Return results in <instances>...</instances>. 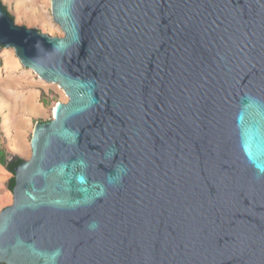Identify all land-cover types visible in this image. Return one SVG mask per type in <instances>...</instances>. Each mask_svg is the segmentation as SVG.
Returning <instances> with one entry per match:
<instances>
[{"label":"water","instance_id":"1","mask_svg":"<svg viewBox=\"0 0 264 264\" xmlns=\"http://www.w3.org/2000/svg\"><path fill=\"white\" fill-rule=\"evenodd\" d=\"M0 46L68 98L34 125L0 264H264V0H52Z\"/></svg>","mask_w":264,"mask_h":264},{"label":"rangeland","instance_id":"2","mask_svg":"<svg viewBox=\"0 0 264 264\" xmlns=\"http://www.w3.org/2000/svg\"><path fill=\"white\" fill-rule=\"evenodd\" d=\"M0 1L17 25L35 28L51 37L64 36L53 21L52 0ZM67 102L58 85L46 83L24 68L12 49L0 48V150L5 151L8 161L29 160L34 125L51 121L57 104ZM11 177L0 165V213L13 204V193L8 189Z\"/></svg>","mask_w":264,"mask_h":264},{"label":"trees","instance_id":"3","mask_svg":"<svg viewBox=\"0 0 264 264\" xmlns=\"http://www.w3.org/2000/svg\"><path fill=\"white\" fill-rule=\"evenodd\" d=\"M5 7V6H4ZM6 9V7H5ZM0 48H3L0 46ZM43 105L46 106L47 103L45 101H42ZM23 162V159L21 158H16L11 161H8L7 159V154L5 153L4 150H0V165L4 166L11 174L12 177L9 180L8 183V189L13 192L14 186H15V174H14V169L18 167L21 163Z\"/></svg>","mask_w":264,"mask_h":264},{"label":"bare ground","instance_id":"4","mask_svg":"<svg viewBox=\"0 0 264 264\" xmlns=\"http://www.w3.org/2000/svg\"><path fill=\"white\" fill-rule=\"evenodd\" d=\"M55 112H56V110H55Z\"/></svg>","mask_w":264,"mask_h":264}]
</instances>
